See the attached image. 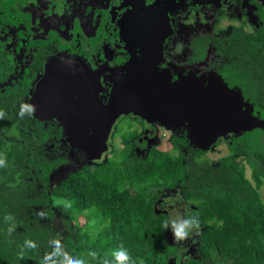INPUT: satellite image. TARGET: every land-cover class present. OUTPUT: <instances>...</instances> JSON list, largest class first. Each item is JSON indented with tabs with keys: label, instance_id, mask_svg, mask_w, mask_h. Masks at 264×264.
Wrapping results in <instances>:
<instances>
[{
	"label": "trees",
	"instance_id": "obj_1",
	"mask_svg": "<svg viewBox=\"0 0 264 264\" xmlns=\"http://www.w3.org/2000/svg\"><path fill=\"white\" fill-rule=\"evenodd\" d=\"M259 17L255 34H234L223 52L238 78L228 88L264 118L261 6ZM2 83L0 264H119L120 253L126 264H172L180 246L167 242L169 215L157 204L174 188L192 203L184 229L196 232V255L176 264H264V127L219 138L227 152L215 161L185 132L141 156L131 129L109 156L80 164L59 123L32 117L19 94L29 83Z\"/></svg>",
	"mask_w": 264,
	"mask_h": 264
},
{
	"label": "flooded vegetation",
	"instance_id": "obj_2",
	"mask_svg": "<svg viewBox=\"0 0 264 264\" xmlns=\"http://www.w3.org/2000/svg\"><path fill=\"white\" fill-rule=\"evenodd\" d=\"M259 6L264 8L260 0H0L2 84L28 82L27 91H17L28 94V103L48 60H67L63 70L79 81L72 94H86L84 106L67 124L49 120L62 126L67 143L81 147L86 132L106 113L118 82L136 74L155 75L182 87L195 83L198 88L217 86L222 79L238 89V78L225 68L223 49L234 34L257 32L262 24ZM116 123L101 157L119 147L127 130H138V143L144 147L138 153L143 156L141 150L156 144L148 142L167 140L177 127L158 131V121L133 113Z\"/></svg>",
	"mask_w": 264,
	"mask_h": 264
},
{
	"label": "water",
	"instance_id": "obj_3",
	"mask_svg": "<svg viewBox=\"0 0 264 264\" xmlns=\"http://www.w3.org/2000/svg\"><path fill=\"white\" fill-rule=\"evenodd\" d=\"M260 1L264 6V0ZM66 66L67 60L52 57L35 84L28 103L32 116L39 121L56 119L67 124L84 106L86 94H72L80 83L70 79L68 71L63 70ZM50 90L64 94H49ZM239 94L223 82L210 88H198L195 83L182 87L155 75L136 74L118 82L106 113L91 130L83 131L86 134L81 148L86 159H100L107 150L111 128L122 116L133 113L148 122L184 126L191 143L203 150L211 149L219 138L230 133L264 127V118L255 115Z\"/></svg>",
	"mask_w": 264,
	"mask_h": 264
},
{
	"label": "rangeland",
	"instance_id": "obj_4",
	"mask_svg": "<svg viewBox=\"0 0 264 264\" xmlns=\"http://www.w3.org/2000/svg\"><path fill=\"white\" fill-rule=\"evenodd\" d=\"M120 124V121H119ZM157 127L159 128V130L164 129L165 128H170L171 126L163 123V122H159L157 124ZM165 127V128H162ZM184 126H177V127H173L172 131L173 133H181V132H186V128L184 129ZM167 134L170 135V132H168L166 130ZM264 138V137H263ZM159 141V139H156L154 141L148 142L147 146L151 145L152 143H157ZM118 140H115L114 143H118ZM119 144V143H118ZM114 145V144H113ZM118 146V145H116ZM75 148L77 149V162L78 163H84L87 160H85L82 152H81V147L80 144L77 143V145L75 146ZM111 150V149H110ZM207 153L205 154L210 160H217L218 157L224 155L227 152V147L226 144L221 143L218 144L217 146H214L213 148H209L208 150H206ZM142 155H144L145 151L140 152ZM104 157V156H103ZM102 157V158H103ZM247 173L249 176V169H247ZM181 191L177 188L174 189H163L160 194V201L157 204V209L162 211H166L167 214L169 215V227L167 230V237L166 240L168 243H176L179 244L180 246V250L178 252V257H174L171 259V263L172 264H176L177 262H179L181 259H184L186 256H195L196 255V232L194 231H189L185 232V235L180 238L177 239L176 235H175V228L176 226L179 225H184L185 228V211L188 210L189 207H191L192 205L189 204L186 200H184L183 196L180 193ZM262 193V197L264 199V189L261 190ZM80 221L82 222V218L80 219Z\"/></svg>",
	"mask_w": 264,
	"mask_h": 264
},
{
	"label": "clouds",
	"instance_id": "obj_5",
	"mask_svg": "<svg viewBox=\"0 0 264 264\" xmlns=\"http://www.w3.org/2000/svg\"><path fill=\"white\" fill-rule=\"evenodd\" d=\"M175 235H176L177 239H180L185 235L184 225L176 226ZM127 260H128V257L125 256L123 253H120L117 256V261L119 262V264H126ZM53 264H54V262H53ZM61 264H63V262H61ZM72 264H83V262L82 261H73Z\"/></svg>",
	"mask_w": 264,
	"mask_h": 264
}]
</instances>
